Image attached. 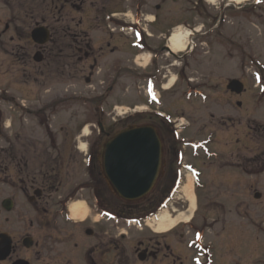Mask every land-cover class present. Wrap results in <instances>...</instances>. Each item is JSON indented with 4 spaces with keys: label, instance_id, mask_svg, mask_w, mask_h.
I'll return each instance as SVG.
<instances>
[{
    "label": "flooded vegetation",
    "instance_id": "af4514ba",
    "mask_svg": "<svg viewBox=\"0 0 264 264\" xmlns=\"http://www.w3.org/2000/svg\"><path fill=\"white\" fill-rule=\"evenodd\" d=\"M195 10L198 13L195 14L197 17L194 15ZM1 11H4V15L0 16V50L12 53L20 48L13 45L18 41L16 39L24 38L26 43L30 41L37 52L43 54L44 63L52 59L53 54H62L60 60H65L66 65L71 62L75 68L74 76L83 74L85 64H88L90 77L99 67V62L104 60L105 53L121 51L113 44L115 37L121 40L126 51L163 54L168 49L165 44L167 38L177 28L178 23L194 30L196 25L193 21L200 17L202 33L200 37H196V42L201 41L199 45L203 48V64L208 74L205 88L206 108L209 110V107L216 105L221 112L226 106H231L235 110L238 117L228 118L229 125H225L224 116L220 117L218 124L227 129H222L227 135L238 127L246 134L255 133L252 141L258 138L261 142L254 148L256 155L252 161L255 164L260 163L258 174L264 173V150L261 149L264 147V117L258 119L255 114L245 113L243 116L238 112L242 107L240 99L247 90L242 80L238 79L244 84L245 89L240 95H235L227 90V84L236 78L220 81L210 72L211 68L225 69L230 62H234L236 64L234 69L249 71L251 67L261 73L264 68L257 61L259 56L254 49L258 41L256 31L258 25H264V0H241L237 4L232 0H216L212 5L204 0L197 2L184 0L181 1L180 8L178 0H0ZM50 18H53V21ZM67 23L70 26H67ZM36 31H40L41 35H47V41L43 45L34 42L33 34ZM130 33L140 37V44L137 45L133 41ZM5 38L10 41L7 46L2 41ZM61 39L68 40L66 43L68 45L58 46L56 40L60 42ZM55 44L56 46H53ZM9 45L11 49L8 51ZM194 48L189 50L190 53L194 52ZM157 59L158 57L155 61ZM172 59L189 64L184 63L185 55L172 56ZM48 65L51 66L50 63ZM261 79L264 81V77ZM86 82H89V79H86ZM216 82L219 85H214ZM252 92H255L253 88L250 99L254 108L257 105L264 108V91L258 94ZM1 107L0 99V109ZM252 112H255L254 109ZM213 118L214 115L211 114L210 119ZM236 120L235 125L233 121ZM2 121L3 117L0 114V264H196L193 261L194 256H187V251L193 249L196 251L195 245L208 253L211 250L217 255H220L221 251L226 253L220 242L215 245L212 242L207 244L204 242L207 235L215 236L214 222L205 223V226H200L195 233L189 232V226H180L166 233L147 232L135 243L125 247V244L115 242L114 237L100 229L98 224L94 225L95 231H91L92 222L88 223L85 219L74 223L79 227L76 229L77 239L73 241L72 261L70 258L65 259L61 252L56 258L43 255L46 248L58 240L54 238L55 241H52L47 231H52L50 210L64 201L62 197L65 193V182L60 179L59 172L66 161L79 162V166L83 168L86 163V169L83 170L87 179L70 189L69 194L91 193L94 200L99 201L102 206L106 205L107 197L116 198L115 191L101 167L105 140L111 133L105 128L100 129L95 140L97 142L93 141L89 145L86 158L79 155L78 147L75 145L68 149L71 156L66 158L62 155L66 149L57 146L55 139L50 137L48 142L51 143L52 153L58 155L57 158L43 159L47 164H51L49 162L52 160L56 166L57 170L53 169L50 175L49 167L43 168V164L42 169L35 171L38 157L33 155L39 154L40 151L43 153L41 157L45 155L44 153L49 154V150L43 145L45 141H36L26 133L22 125L15 124L6 131L7 128L2 126ZM165 142L168 145L166 140ZM167 154L169 150L164 144L159 175L152 190L141 201L127 203L130 207L138 204H144L147 210L155 207L156 197L162 188V180L166 178L169 181L172 175L169 167L171 159L166 157ZM227 165L231 166L229 163ZM230 179L231 177L225 180V183L230 184ZM149 197L154 200L151 199L149 202ZM209 204H212L209 206L210 211L214 206L224 209L216 200L210 201ZM62 205L65 207L64 203ZM236 206L234 208H238V205ZM184 208L182 206V209ZM39 214L44 216L36 219ZM34 221L45 237L35 239ZM18 223L21 224V229L17 226ZM186 235L192 237L187 240ZM219 238V235L213 237L216 241ZM202 254L203 252L199 255ZM40 255L43 261L39 259ZM218 260V264H222L219 258Z\"/></svg>",
    "mask_w": 264,
    "mask_h": 264
},
{
    "label": "rangeland",
    "instance_id": "374dc122",
    "mask_svg": "<svg viewBox=\"0 0 264 264\" xmlns=\"http://www.w3.org/2000/svg\"><path fill=\"white\" fill-rule=\"evenodd\" d=\"M181 1L184 0H178L179 8ZM193 1L197 2L198 0ZM195 14L196 10L194 11V15ZM3 15L4 11H1L0 16ZM50 20L53 21V18H50ZM180 20L181 16H179V21ZM201 20L202 19L198 17V19L193 21V24L197 26L196 28H200L198 25L201 24ZM67 26H70L69 23H67ZM173 31V34L181 32L180 29H175ZM256 31L258 41L254 51H256L257 56H259L257 61L260 62L262 68H264V37H262V35H264V25H258ZM63 40L61 39L60 42L56 40L57 45H68L66 44L68 40ZM2 41L5 46L10 42L7 38ZM16 41L17 42L13 45L20 47L16 51L11 53L0 50V99L2 100V104L10 105L13 103L16 112L19 113L18 115H21L18 116L19 122L17 121L16 123V116L13 115L14 113L10 112L9 109H4L5 112H7V116L11 119L14 117V124L16 123L17 126L23 125L25 128L27 125V132H31L35 140L45 141L43 145L47 147L49 154L44 153L45 155L41 157L43 153L40 151L39 154L33 155L38 157L35 163V171L42 169V167H49V173L52 175L53 169H56L55 164L52 160L49 162L51 164H47L43 162V159L46 160L48 157L51 159L57 158L58 155L54 152L52 153L53 149L50 146L51 143L48 142L49 138L47 136L49 134L46 133V128L43 127V129H40L38 127L40 125L37 124L36 121L31 120L32 117L30 115L33 113L35 114L41 111L46 112L45 114L47 115L48 121H50L49 125L52 127L56 145L64 147L66 152L62 155L66 158H70L71 152L69 153L68 150L70 148V143L76 138L86 124L96 127L98 121H101L108 131L111 130L112 127V131L116 132L118 129L127 126L149 124V113L166 112L168 119H171L170 121L174 123V129H177L176 131L179 130L180 126V128L184 129L182 136L184 145L186 146L182 147L180 142L176 145L178 151L184 156L183 164L191 165L201 173L198 187L193 184L189 174L184 169L182 170L183 164L182 166H178V168H181L182 186L184 185L186 192H184L183 188L178 191L175 196H173L172 200H169L166 207H164L162 211L152 214L147 222L146 220L143 221L146 217H144L145 215L143 214H139L140 211H136V213L130 212L128 215H113L116 219L108 222L104 219V215L100 213L103 209L97 208V203L91 193L80 192V194L77 195L72 193L69 194L70 189L85 182L87 177L84 176V168L79 166V162L73 163V161H70L68 163L66 161V164L60 168L61 170L59 172L60 179L65 182V193L62 197L65 207L61 202L59 206H54L53 209L50 210L51 214L49 219L52 222V228L50 230H52L53 233L52 231H47V234L51 235L52 241H55L54 238H58V240L55 241L51 247L49 246L46 248L43 255H50L56 258L61 252V254L65 256V259L70 258L72 261L74 257L73 241L77 239L76 229L79 225L70 224L67 220L68 212L66 206H68L69 203L76 201L86 203L90 210L89 212L87 209L85 211L86 214L88 212L89 216L86 222H92V226L90 227L91 231H95L94 225H96V223L93 221H100V225L106 223L105 225L102 224L103 226L99 225V228L114 237L115 242L122 245L125 244V247H127L135 243L138 238L143 237L145 233L149 232L152 234L150 228L152 230H158L162 227L165 228L169 220L182 214L188 207V202L190 203L188 198L189 194L194 190L197 196L198 210L195 213L193 225L198 227L203 225L204 227L205 223L222 222L223 225L229 223L228 226L231 228V233L226 236L225 240L221 243L223 246L222 249H226V253L221 251L220 255H217L222 261V264H264V173L259 175L257 171L260 169V163L255 164L252 161V157H255L254 148H257L261 141L258 138L252 141V138L255 137V133L246 134L244 130L239 127L236 128L234 132H230V134L228 133L227 135L226 131H224L227 129H224L222 124L218 123L221 116H224L223 118L225 119L226 126L229 125L228 118L238 117L231 106H226L225 110L221 112L219 106L216 105L209 107V110L205 108L202 95L204 94L205 96L206 93V84L204 83L207 80L208 74L205 65L202 64L203 60L199 58L200 56L202 57V54H200L202 51L200 49L197 51L199 59H193L188 70H181V68H179L181 66L176 64L177 61L166 58V61L170 63V65H173L172 68L168 70H166L165 67H163L164 69L161 68V70H156L154 68L148 69L147 71L150 75L146 77L140 75L144 74L142 70H137L136 72L138 74H134L139 76H134L133 73L128 76L122 69L117 68L121 62L118 61V66H113L117 60H124L121 53L113 55L105 53L104 60L101 61V67H103L104 70L107 67L109 69V75L112 74L113 70L115 77L125 76V78H127V80L121 81L115 79L105 86L104 84H99L98 79L94 78V75L90 77L91 71L88 69V64H85V71L83 74L75 76V68L72 66L71 62L66 65L67 62L65 60H60V57H63L62 54L55 53L52 59H49L47 63L35 64L32 62V58L38 50L34 48L30 41L26 43V39L24 38L16 39ZM113 44L119 47L122 52H126L119 38L115 37ZM53 46H56V44ZM10 49L11 46L9 45L7 50L9 51ZM106 55L108 56L107 58L105 57ZM126 57L128 59L131 58L128 55H126ZM148 61L149 57L145 59V64ZM188 61L190 62V60ZM48 63H50L51 66H49ZM168 63H165L162 58L160 59V66ZM182 66L184 65L182 64ZM235 66L236 64L234 62H230L225 69H214L210 67V72L213 74L214 78L220 81H225L224 79L228 78L242 80L247 90L240 99L242 107L238 112H241L243 116L246 115L245 113H252L257 115V117H261V115L264 117V108L257 105L254 109L250 99L252 96L251 87H255L254 90L256 93L257 86L261 89V85H264V81L260 79V83L257 85L256 77L260 76V74L257 73L255 68L249 67V71L245 69H241L240 71L234 69L233 67ZM262 72L264 74V69ZM164 76H167L168 79L170 78L174 85V87L167 92H164L167 90L165 86L161 87V84H165L167 81L163 80L162 77ZM151 78H156L153 85H151L150 82ZM86 79H89V83H86ZM190 81H192L191 84L189 83ZM214 85L217 86L219 83L216 82ZM122 91H124L125 94ZM154 91H158V95L155 96ZM112 92H114V94H112ZM154 97L159 98V106L156 105L157 103ZM21 105L25 107L23 110H21ZM113 108H118V111L123 115L114 116ZM136 108H145L146 110L144 112L141 110V114H133L132 111H128L129 109L132 110ZM252 109H254V113ZM211 114L214 115L213 120L210 119ZM113 117L115 119L114 121L112 120ZM29 120L31 121L29 122ZM150 120L155 122L154 119ZM233 122L235 125L237 124V120ZM60 128L68 130L66 138L60 134ZM97 131L98 129L96 130L92 127L89 129V126L86 127L84 134H87L88 137L84 140L88 144L95 141L98 137ZM110 132L111 131H109V133ZM212 135H214L213 139ZM208 140L211 141L207 145L209 153H202L200 151L201 149L195 150V146L200 145L203 147V143ZM38 144L42 145V143ZM74 145H78L76 141L75 144H72V146ZM261 149L264 150V147ZM247 158H250L249 162L246 160ZM172 160H174V158ZM227 161L231 163L234 162L235 164L232 168L227 167L221 169L220 164ZM210 162L215 164L212 168L209 165ZM41 164H43L42 167ZM229 177H231V185L225 183V178ZM218 178H220L219 182H213V180H217ZM74 191H76V189ZM185 193H187V196H185ZM256 193L261 195L259 200L255 199ZM56 200L58 201V199ZM215 200L224 201L227 205L230 203V206H228L225 211L216 208V206L211 208L212 211H209V206L212 205L209 204V202H214ZM234 200L238 208H234L237 207L233 204ZM112 202L118 204V201L115 199H112ZM182 206L185 208L182 209ZM85 208L87 207L85 206ZM112 209L115 208L113 207ZM173 210L175 213L172 212ZM43 216V214H39L36 219ZM120 216L126 217L125 220L137 216L138 220H136L135 224H128L125 220L126 223L120 220ZM145 222L149 228L146 227ZM17 226L21 229L20 223H18ZM234 226H240V229ZM33 227V235L35 234L36 240L46 236L41 232L36 221H34ZM140 228H144V230L141 232L139 230ZM54 230H56V232ZM123 232L125 236H120L119 234ZM190 232L194 233L192 229ZM191 237V235H186L185 238L189 240ZM195 254V252L192 253L194 256ZM39 259H42V255H40ZM43 260L44 259L41 261Z\"/></svg>",
    "mask_w": 264,
    "mask_h": 264
},
{
    "label": "water",
    "instance_id": "95a60500",
    "mask_svg": "<svg viewBox=\"0 0 264 264\" xmlns=\"http://www.w3.org/2000/svg\"><path fill=\"white\" fill-rule=\"evenodd\" d=\"M35 33L33 39L37 44L47 41L46 34ZM35 61L40 59L35 58ZM228 90L239 94L243 86L232 81ZM161 157L162 143L156 131L149 126L134 127L119 132L106 143L102 169L119 198L134 202L152 190L159 175Z\"/></svg>",
    "mask_w": 264,
    "mask_h": 264
},
{
    "label": "bare ground",
    "instance_id": "6f19581e",
    "mask_svg": "<svg viewBox=\"0 0 264 264\" xmlns=\"http://www.w3.org/2000/svg\"><path fill=\"white\" fill-rule=\"evenodd\" d=\"M234 3H239L241 0H232ZM187 38V35L181 34V33H175L174 35L171 36L169 43L171 46V49L174 52H181L184 50L185 47V40ZM172 82L169 83V85ZM167 88V87H165ZM143 110H145V108H143ZM83 149V147H82ZM191 186V185H189ZM184 192H186L185 187L183 188ZM185 196H187V193H185ZM189 201H190V206H189V212L188 214H192V212L195 209V200H194V194L191 191V193L189 194ZM68 214H69V218L71 221H79L80 219H83V217H85V213H84V204L80 201L74 202L72 204L69 205L68 207ZM189 217L185 214H181L177 217H175L174 219L169 220L168 225L164 228H159L157 231L158 232H166L169 231L170 229H172L177 223L179 222H188L189 221Z\"/></svg>",
    "mask_w": 264,
    "mask_h": 264
},
{
    "label": "trees",
    "instance_id": "16d2710c",
    "mask_svg": "<svg viewBox=\"0 0 264 264\" xmlns=\"http://www.w3.org/2000/svg\"><path fill=\"white\" fill-rule=\"evenodd\" d=\"M159 124L163 130V132L165 133V139L169 137V139L171 140L172 142V147L169 149V159H173V158H177V152L175 150V147L177 145V142H175L174 138L172 137L173 135H171V131L167 125L166 122L162 121V120H159ZM168 139V140H169ZM170 142V141H169ZM170 142V144H171ZM169 167L171 168V178L169 179V181L165 178L164 179V182H163V186L161 188V191H160V194L158 195V199H157V203H156V206H160L162 205V203L164 202V200L167 198V194L171 191L174 183H175V180H176V166H175V163L173 164H169ZM151 197L148 198V201L150 202L151 201ZM154 200V199H152ZM145 210L146 207H145ZM133 217H136V216H133Z\"/></svg>",
    "mask_w": 264,
    "mask_h": 264
}]
</instances>
